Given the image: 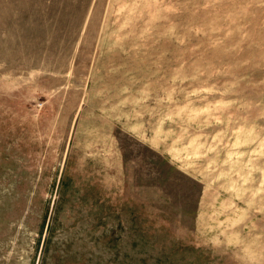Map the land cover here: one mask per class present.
I'll return each mask as SVG.
<instances>
[{
	"label": "rangeland",
	"instance_id": "1",
	"mask_svg": "<svg viewBox=\"0 0 264 264\" xmlns=\"http://www.w3.org/2000/svg\"><path fill=\"white\" fill-rule=\"evenodd\" d=\"M0 264H264V0H0Z\"/></svg>",
	"mask_w": 264,
	"mask_h": 264
}]
</instances>
